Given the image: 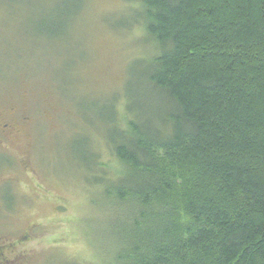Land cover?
Masks as SVG:
<instances>
[{"label":"trees","instance_id":"trees-1","mask_svg":"<svg viewBox=\"0 0 264 264\" xmlns=\"http://www.w3.org/2000/svg\"><path fill=\"white\" fill-rule=\"evenodd\" d=\"M125 1L157 52L87 157L112 264H264V0Z\"/></svg>","mask_w":264,"mask_h":264},{"label":"rangeland","instance_id":"rangeland-1","mask_svg":"<svg viewBox=\"0 0 264 264\" xmlns=\"http://www.w3.org/2000/svg\"><path fill=\"white\" fill-rule=\"evenodd\" d=\"M137 7L0 0V120L17 129L0 172V236L22 264H112L86 167L94 151L109 155L106 111L122 108L139 60L157 52L141 22L127 26Z\"/></svg>","mask_w":264,"mask_h":264},{"label":"flooded vegetation","instance_id":"flooded-vegetation-1","mask_svg":"<svg viewBox=\"0 0 264 264\" xmlns=\"http://www.w3.org/2000/svg\"><path fill=\"white\" fill-rule=\"evenodd\" d=\"M16 131V125L13 122L0 120V172L7 161L9 144L13 142ZM26 236L30 238L28 232L23 235L24 238ZM15 246L16 244L10 239L0 236V264H22L20 261L23 254L13 256L12 251Z\"/></svg>","mask_w":264,"mask_h":264}]
</instances>
